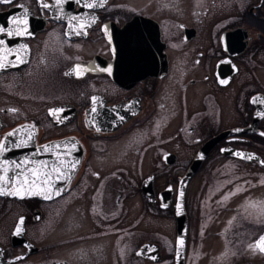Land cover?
<instances>
[{
	"label": "flooded vegetation",
	"instance_id": "flooded-vegetation-1",
	"mask_svg": "<svg viewBox=\"0 0 264 264\" xmlns=\"http://www.w3.org/2000/svg\"><path fill=\"white\" fill-rule=\"evenodd\" d=\"M0 29V264H264V0H0Z\"/></svg>",
	"mask_w": 264,
	"mask_h": 264
},
{
	"label": "snow or ice",
	"instance_id": "snow-or-ice-1",
	"mask_svg": "<svg viewBox=\"0 0 264 264\" xmlns=\"http://www.w3.org/2000/svg\"><path fill=\"white\" fill-rule=\"evenodd\" d=\"M88 6L91 7L92 5H88ZM13 23H14V24H17L18 21L14 20ZM21 23L26 24V21H22ZM0 31H3V29H0ZM9 34H11V33H9ZM19 34H24V33L21 32V33H19ZM0 67H4V64L0 63ZM222 82H223V81H222ZM18 146H19V145H18ZM45 150H47V146L45 147ZM25 163H27V161H25ZM33 163L35 164V166H36L37 168H43V167H44L43 162H40V163L33 162ZM18 167H19V165H18ZM53 171H54V172H59L60 169H59V168H54ZM32 174H33V175H36V173H35L34 171H33ZM0 179H6V178H5V177H0ZM33 183H35V181H33ZM9 194H17V193H9ZM29 194H30V193H29ZM19 230H20V229H19V226H18L17 231H19ZM181 243H182V242H181ZM257 246L260 248L261 251H264V237L261 238V241L258 242V245H257Z\"/></svg>",
	"mask_w": 264,
	"mask_h": 264
},
{
	"label": "water",
	"instance_id": "water-1",
	"mask_svg": "<svg viewBox=\"0 0 264 264\" xmlns=\"http://www.w3.org/2000/svg\"><path fill=\"white\" fill-rule=\"evenodd\" d=\"M211 141H208L207 143H205V145H203L204 148H207L210 145ZM202 153L198 154L196 157L195 161H192L189 165V167L187 168V170L185 171V176H187L194 168V166H196L199 162V159L201 157Z\"/></svg>",
	"mask_w": 264,
	"mask_h": 264
}]
</instances>
